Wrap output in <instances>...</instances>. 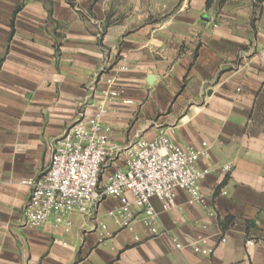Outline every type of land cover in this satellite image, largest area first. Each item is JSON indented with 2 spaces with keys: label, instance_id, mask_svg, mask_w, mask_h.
<instances>
[{
  "label": "crops",
  "instance_id": "1",
  "mask_svg": "<svg viewBox=\"0 0 264 264\" xmlns=\"http://www.w3.org/2000/svg\"><path fill=\"white\" fill-rule=\"evenodd\" d=\"M98 106L120 149L206 144V207L151 199L157 236L116 198L25 225L22 181ZM0 264H264V0H0Z\"/></svg>",
  "mask_w": 264,
  "mask_h": 264
},
{
  "label": "built area",
  "instance_id": "2",
  "mask_svg": "<svg viewBox=\"0 0 264 264\" xmlns=\"http://www.w3.org/2000/svg\"><path fill=\"white\" fill-rule=\"evenodd\" d=\"M99 93L104 103L116 98L113 90L102 89ZM123 102L132 104L130 100ZM104 114V106L91 114L78 112L61 136L48 144L45 168L22 181L28 188L23 209L25 225H43L51 216L55 223H65L74 212L89 216L104 199L116 198L120 202V225L131 228L141 217L150 236H157L151 199L167 212L175 206L176 192L182 191L188 205L206 207L200 188L205 172L197 167L201 158H208L206 144L199 151L183 148L160 134L120 149L109 139ZM107 161L112 171L102 178ZM223 170L229 172L230 168L224 166Z\"/></svg>",
  "mask_w": 264,
  "mask_h": 264
}]
</instances>
